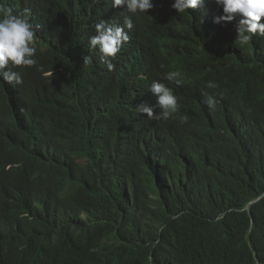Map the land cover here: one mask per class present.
<instances>
[{"label":"trees","instance_id":"1","mask_svg":"<svg viewBox=\"0 0 264 264\" xmlns=\"http://www.w3.org/2000/svg\"><path fill=\"white\" fill-rule=\"evenodd\" d=\"M3 1L38 18V41L25 105L0 93V168L13 165L0 171V264H264V37L240 46L212 0L184 13L153 0L155 20L132 17L109 71L89 38L101 19L122 25L125 6ZM168 72L179 111L149 120L136 107Z\"/></svg>","mask_w":264,"mask_h":264},{"label":"clouds","instance_id":"2","mask_svg":"<svg viewBox=\"0 0 264 264\" xmlns=\"http://www.w3.org/2000/svg\"><path fill=\"white\" fill-rule=\"evenodd\" d=\"M222 8V14L213 17L216 24L230 23L235 21L236 41L240 46L249 45L254 37H264V0H212ZM205 0H173L171 8L177 13L186 10L200 8ZM125 6L128 14L124 15L120 22L115 20L108 22L101 19L95 24V35L89 38L90 49L98 50L100 62L107 65L109 71L115 69L114 59L122 46L128 42L129 35L132 37L135 23L132 17H144L147 20H155L153 0H112V7ZM26 10V9H25ZM150 10V11H149ZM27 11V10H26ZM25 14L15 13L10 5L0 0V93L12 96L10 102L15 104L19 111L27 102L28 98L23 95L24 81L21 70L26 67L37 65L35 59L37 50L36 30L38 18L27 11ZM92 57H84V64H92ZM178 72L157 73L151 82L148 92L155 98V102H141L136 108L141 114H146L149 120L167 121L173 118L179 111L180 98L170 87V81L179 84ZM206 87L213 89L216 84L209 81ZM205 103L209 106L215 104L213 95L203 93ZM0 100H2L0 98ZM194 140L208 145L211 149L220 152L222 149L214 142H203L190 132L175 131L168 134V139ZM2 139V138H0ZM10 143L11 138H7ZM11 157L5 156L0 171L11 170Z\"/></svg>","mask_w":264,"mask_h":264},{"label":"bare ground","instance_id":"3","mask_svg":"<svg viewBox=\"0 0 264 264\" xmlns=\"http://www.w3.org/2000/svg\"><path fill=\"white\" fill-rule=\"evenodd\" d=\"M124 88V87H123ZM137 92H139V93H141V92H144V91H137ZM148 102H149V100H147ZM109 151V150H108ZM128 208V207H127ZM192 208V207H191ZM195 209V208H194ZM128 212V211H127ZM129 212H130V210H129ZM139 232V231H138ZM131 233V232H130ZM128 235V234H127ZM142 236V235H141ZM226 253V252H225Z\"/></svg>","mask_w":264,"mask_h":264}]
</instances>
